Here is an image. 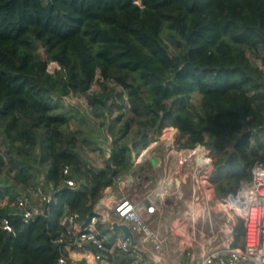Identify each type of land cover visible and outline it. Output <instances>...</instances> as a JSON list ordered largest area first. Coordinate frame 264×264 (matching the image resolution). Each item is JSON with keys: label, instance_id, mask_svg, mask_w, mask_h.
<instances>
[{"label": "trees", "instance_id": "trees-1", "mask_svg": "<svg viewBox=\"0 0 264 264\" xmlns=\"http://www.w3.org/2000/svg\"><path fill=\"white\" fill-rule=\"evenodd\" d=\"M78 96L84 114L64 102ZM165 127L178 130V149L209 150L216 197L264 163V0H0V221L12 226H0V264H89L69 257L62 218L87 223ZM36 188L52 195L50 213L23 223L12 203L37 202ZM243 236L238 222L232 245ZM134 260L115 249L96 262Z\"/></svg>", "mask_w": 264, "mask_h": 264}, {"label": "built area", "instance_id": "built-area-1", "mask_svg": "<svg viewBox=\"0 0 264 264\" xmlns=\"http://www.w3.org/2000/svg\"><path fill=\"white\" fill-rule=\"evenodd\" d=\"M179 152L184 154L187 152L195 160H197V156H201L200 159H203L201 163H195L197 165L195 166L196 174L199 175L201 185L205 186L208 192H212V185L209 182L211 174L209 150L201 145H196L190 149H181ZM182 155L181 164L186 161L185 156ZM67 184L73 186L71 180H67ZM124 184L121 180L117 182V185L120 186ZM160 195L156 199L146 196L140 203H135L126 197H120L111 203V216L117 218L120 223L128 225L133 235L139 238L140 248L145 247L146 244H151L156 253L160 252L163 243L160 232L152 227L153 214L157 212L159 205L163 202L164 196ZM34 197L38 198L37 202L31 201L26 196H19L12 203L21 210L23 223H28L37 216H47L50 213V207L54 201L52 195L36 188ZM6 204H8L7 198L1 202V205ZM214 204L216 210L226 215L232 224L238 222L243 224V244L241 247L233 246V237L230 236L228 242H225L221 248L215 247L205 250L202 246L203 252L197 257H190L188 262L184 264H264V163L255 162L250 168V178L241 181L233 191L224 196L216 197ZM93 212L85 224H80L70 214L62 218L61 223L65 233L73 238L72 244L77 249H85L88 248L86 246H91L94 249L92 257L95 261L106 258L108 254L117 249L129 252L135 257L131 264H153L152 260L147 257L145 260L142 259L137 248L132 246L128 237L122 235L107 240L106 236L98 229V224L105 220L104 215L96 208V205ZM186 221V225L193 227L197 221L195 213H190ZM0 226L5 231L10 232L12 230L8 217L1 219ZM210 242L211 240H208L209 244ZM59 263L63 264L64 258H60Z\"/></svg>", "mask_w": 264, "mask_h": 264}, {"label": "rangeland", "instance_id": "rangeland-1", "mask_svg": "<svg viewBox=\"0 0 264 264\" xmlns=\"http://www.w3.org/2000/svg\"><path fill=\"white\" fill-rule=\"evenodd\" d=\"M30 51L33 57L45 59L50 71L56 67V64L53 61H50L48 52H46L44 48L38 43L32 44L30 46ZM247 55L253 62L260 66V61L256 53L254 54L252 51H247ZM92 88L93 90L97 89L98 83H95ZM198 97L199 96L197 94H193L190 98L192 104L197 108ZM64 102L67 106L76 108V110H78L80 113L82 112V114H84L85 109H87V101L83 96L64 98ZM88 120L90 121V126L93 129L94 135L99 136V138L102 137L103 130L97 127V121L93 118ZM178 137L179 132L176 128H163L160 133L154 137L156 140L151 143L153 144L152 147L149 148L146 153H143V150L135 162V166L132 170V172L136 173L134 176L135 186L131 187L127 191L128 188L125 184L120 186L116 183L114 186H112L115 189L109 191V193H115V197L118 196V198L126 197L129 199L130 197L128 196H132L136 197L137 200H141L145 197V191L148 188L144 190L143 185L140 183L147 182L149 174H156L157 172H160L162 173V177L164 176L171 180L172 186L171 190L169 191L170 194L169 196L166 195V198L163 200L162 204L159 205L160 210L158 211V218L155 219L152 227L159 231L163 236L167 234L174 236L172 241L169 243H162L160 252L162 250H166L172 254L175 253L178 255L177 263L182 264L186 261V251L189 247L187 245V238L191 237L192 234L196 235L197 238L195 241L197 243L192 241L191 244L196 247L204 245L205 241L209 237L217 235L218 231L221 230L223 223L225 222L223 219L226 217V215L216 210L214 204L216 198L215 193L208 192L207 188L201 185L199 175L197 176L196 174L195 166L197 165H195L193 162V156H189L187 152L185 154L182 153V156H185L186 161L180 165H177V161L174 160V154L175 157L181 158V155L179 156L177 154L181 150L178 149ZM89 158L94 164L100 165L101 161L95 155L90 154ZM147 158L154 160H158L159 158L163 159L162 162L164 164L165 159H170V162H167L168 164L165 166V168L164 166H161V172L158 167L153 170L149 166ZM170 166H172V169ZM124 179L125 177L119 180L124 182ZM175 180H177L178 185H175ZM42 187H45V185ZM45 188L49 189L48 187ZM130 200L133 201L132 198H130ZM192 212L195 213L197 221L193 227H190L189 225H186V219ZM175 225L176 228H174ZM224 235H226V232L223 230L218 235V237L222 236V242L216 239L210 244L206 243L204 245L205 248H221L225 243L223 239L226 237H223ZM138 240L139 238L135 237V241L138 242ZM151 246V244H146V246L142 249L145 252L146 250H151Z\"/></svg>", "mask_w": 264, "mask_h": 264}, {"label": "crops", "instance_id": "crops-1", "mask_svg": "<svg viewBox=\"0 0 264 264\" xmlns=\"http://www.w3.org/2000/svg\"><path fill=\"white\" fill-rule=\"evenodd\" d=\"M152 145L153 144H151L146 149H144L143 153H146V151H148V149L151 148ZM208 153H209L208 155L210 157V152H208ZM177 154L179 156L182 155V153H180V152H178ZM200 158H201V156H197V160L193 159V162L194 163L197 162L198 164H200L201 161L203 160V159H200ZM147 159H148L149 166L153 170L156 167H158V169L160 170L161 166H164V168H165V166L168 164L167 162H170L169 161L170 159L169 160L165 159V164L162 162L163 159H160V158L158 160L157 159L156 160L149 159V158H147ZM181 159L182 158L175 157V154H174V160L177 161V165H180L181 164L180 163ZM174 165H175V163H174ZM174 165H172V166H174ZM172 166H170L171 169H172ZM170 167H169V169H170ZM211 170H212V166H211ZM135 175H136L135 172H131L130 175H128V176L125 177L124 183H125L126 187L128 188L127 191L131 187L135 186V182H134V179H133V177ZM174 183H175V185H178L177 180H175ZM140 184L143 185L144 190L148 188L145 191V194H146L145 197L146 196H149L152 199H156L157 196L161 194L160 196H164V198H163V200H164L166 198V195L169 196V194H170L169 191L171 190L172 181L169 180V179H167L164 176L162 177V173L157 172L156 174H149L148 181L147 182H144V183H140ZM113 189H115V188L109 187V188L105 189L103 196L96 202V208L104 215V218H105V220H102L99 224L103 228H105L107 231H108V229H110L113 233L116 234L115 236L121 237L122 234H121L120 231L114 232L112 230V228H111V224L113 222H115V221L116 222H119L117 218L111 216V203L114 202L118 198V196L115 197V193L114 194L109 193V191H111ZM211 191L214 192L213 186H211ZM128 197L132 198L133 199V202H135V203H140L142 201V199L141 200H137L136 197H132V196H128ZM159 210H160V206L158 207L157 212H155V214H153V222L155 221V219L158 218V211ZM223 220H227L228 221V226H226V228H224L225 227V225H224L225 222H224L221 230L218 231V234L215 235V236L209 237L205 241L204 245L206 243H208V240H211L210 243L214 242L216 239H218V240H220V242H222L221 241L222 236L218 237V235L223 230L226 232V235L223 236V237H226L225 239H223L224 242L227 243L228 242V237H230V236L232 237V227L235 224H232L231 221L227 218V216ZM174 228H176V225L174 226ZM107 231L105 233H103V235H105L106 238H107V240H108L109 239L108 237H109L110 234ZM135 237H137V236H134V240H133L132 246L135 247V248H137V251H138L139 255L142 256V259L145 260L146 257H147L148 259L152 260L153 264H178L177 263V256L178 255H176L175 253L172 254L170 252H167L166 250H162L161 252L156 253V252H154L152 246H151V250H146L144 252L143 249L140 248L139 242H136L135 241ZM162 237H163V242L169 243L170 241H172V239H173L174 236H172L171 234H167L165 236L162 235ZM196 238H197V236L196 235L194 236L193 234L191 235V237H188L187 238L188 239L187 240L188 241L187 245L189 247L187 248V251H186V255H187L186 261L183 262L182 264L188 262V260H189L190 257H197V256H199L203 252L202 246H204V245L199 246V247H196V246H193L191 244V242L192 241H195ZM242 242H243V240H242ZM211 248H215V247H211ZM204 249L206 250L207 248H205V246H204ZM68 254H69V257L72 260H76V259H79V258H81V257L84 256L87 259V261L89 262V264H97V262L92 257V253L87 248H85V249H69L68 248Z\"/></svg>", "mask_w": 264, "mask_h": 264}, {"label": "water", "instance_id": "water-1", "mask_svg": "<svg viewBox=\"0 0 264 264\" xmlns=\"http://www.w3.org/2000/svg\"><path fill=\"white\" fill-rule=\"evenodd\" d=\"M111 228L114 232L120 231L124 237H128L130 239L131 244L133 243L134 235L127 224L114 222L112 223Z\"/></svg>", "mask_w": 264, "mask_h": 264}, {"label": "bare ground", "instance_id": "bare-ground-1", "mask_svg": "<svg viewBox=\"0 0 264 264\" xmlns=\"http://www.w3.org/2000/svg\"><path fill=\"white\" fill-rule=\"evenodd\" d=\"M224 225H225V227H224V228H226V226H228V221H227V220H225V223H224Z\"/></svg>", "mask_w": 264, "mask_h": 264}]
</instances>
